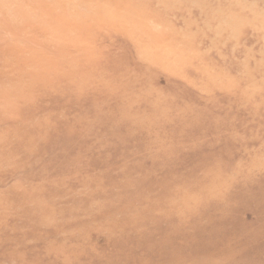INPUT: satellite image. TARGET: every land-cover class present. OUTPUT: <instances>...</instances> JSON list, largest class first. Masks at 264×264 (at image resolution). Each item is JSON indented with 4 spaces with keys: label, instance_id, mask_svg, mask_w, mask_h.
<instances>
[{
    "label": "rangeland",
    "instance_id": "rangeland-1",
    "mask_svg": "<svg viewBox=\"0 0 264 264\" xmlns=\"http://www.w3.org/2000/svg\"><path fill=\"white\" fill-rule=\"evenodd\" d=\"M0 264H264V0H0Z\"/></svg>",
    "mask_w": 264,
    "mask_h": 264
}]
</instances>
